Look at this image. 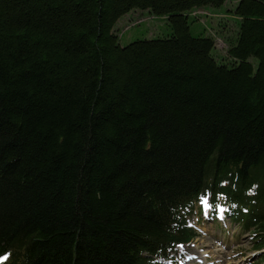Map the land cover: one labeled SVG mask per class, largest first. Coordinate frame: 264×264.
<instances>
[{
	"label": "trees",
	"instance_id": "trees-1",
	"mask_svg": "<svg viewBox=\"0 0 264 264\" xmlns=\"http://www.w3.org/2000/svg\"><path fill=\"white\" fill-rule=\"evenodd\" d=\"M226 2L0 0V264H161L202 196L264 248V0Z\"/></svg>",
	"mask_w": 264,
	"mask_h": 264
},
{
	"label": "rangeland",
	"instance_id": "rangeland-1",
	"mask_svg": "<svg viewBox=\"0 0 264 264\" xmlns=\"http://www.w3.org/2000/svg\"><path fill=\"white\" fill-rule=\"evenodd\" d=\"M228 1L226 7L231 8L234 0H230L229 3ZM128 17L125 16L116 26L121 46L138 39L162 38L168 33V28L162 21L143 18L134 13L129 23ZM209 18L211 23L208 21L190 23V33L197 36L205 30V35L210 34L215 37L216 48L212 53L218 62H223L226 59L225 44L217 38V32L222 27L224 32H228V36L233 35L235 25L229 21L231 19L228 16H209ZM137 23L141 24L135 25ZM129 24L135 26L127 27ZM159 25L162 28H158ZM250 61L256 67V59L251 58ZM202 203L205 205L204 201ZM199 206L198 203L197 207ZM196 212L195 208L194 213ZM191 223L198 231V236L186 246L175 249L172 253L175 263L171 261L168 264H264V248L257 249L253 236L244 234L238 225L230 223L228 219L220 223H212L210 219L200 221L198 217H192ZM257 242L260 244L261 240Z\"/></svg>",
	"mask_w": 264,
	"mask_h": 264
},
{
	"label": "snow or ice",
	"instance_id": "snow-or-ice-1",
	"mask_svg": "<svg viewBox=\"0 0 264 264\" xmlns=\"http://www.w3.org/2000/svg\"><path fill=\"white\" fill-rule=\"evenodd\" d=\"M205 203H206V201H205ZM0 259H6V257L0 258Z\"/></svg>",
	"mask_w": 264,
	"mask_h": 264
},
{
	"label": "bare ground",
	"instance_id": "bare-ground-1",
	"mask_svg": "<svg viewBox=\"0 0 264 264\" xmlns=\"http://www.w3.org/2000/svg\"><path fill=\"white\" fill-rule=\"evenodd\" d=\"M199 9V8H198ZM136 21V20H135Z\"/></svg>",
	"mask_w": 264,
	"mask_h": 264
}]
</instances>
